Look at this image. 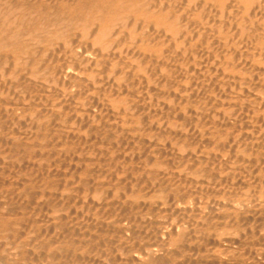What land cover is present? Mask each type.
<instances>
[{
  "label": "bare ground",
  "instance_id": "1",
  "mask_svg": "<svg viewBox=\"0 0 264 264\" xmlns=\"http://www.w3.org/2000/svg\"><path fill=\"white\" fill-rule=\"evenodd\" d=\"M227 236L264 245V0H0V264H239Z\"/></svg>",
  "mask_w": 264,
  "mask_h": 264
},
{
  "label": "rangeland",
  "instance_id": "2",
  "mask_svg": "<svg viewBox=\"0 0 264 264\" xmlns=\"http://www.w3.org/2000/svg\"><path fill=\"white\" fill-rule=\"evenodd\" d=\"M211 56H212V55H210L209 57H211ZM204 59H205V58H204ZM211 60H212V59H211ZM211 60H210V63H211ZM150 91H151L150 93H153V94H150V95H151V98L153 99L152 103L154 102L153 105H155V104H156V100H157V99H156V98H157V94H154V92L156 93V92H158V91H156V87H155V86H154V89L151 88ZM153 91H154V92H153ZM153 95L156 96V97H152ZM146 100H149V99L146 98ZM203 200H204V201H203ZM194 201H195V200H192L191 202L193 203ZM198 201H200V200H198ZM198 201H195L193 204L191 203V205L193 206L194 209L197 208V207H200V205H201L202 208H203V206L205 205V204H204V203H205V199H204V198L201 199V202L197 203ZM194 204H195V205L197 204V205L194 206ZM198 204H199V205H198ZM202 204H203V205H202ZM195 215H196V216H195ZM192 216H193V218L191 219V223H192V224H191V228H192V229L194 228L193 230H195V229H202V228H201L202 225H200V223H201V220L199 219L200 217H198L197 214H192ZM192 216H191V217H192ZM196 217H197L198 219H197ZM195 218H196V219H195ZM195 220H196V221H195ZM198 221H199V222H198ZM196 225H197V226H196ZM197 231H198V230H197ZM198 234H199V232H198V233L196 232V236H197ZM201 234H202V233H201ZM230 237H231V236H230ZM230 237H229V236L226 237V243H227V240L230 239ZM194 238L196 239L197 242H201V241L204 240V239H201L202 237H198V239H197L196 237H194ZM249 238H250V239H249ZM251 238H252L253 240H252ZM236 239H237V238H233V239H232V237H231L230 240H232V241H230V240L228 241L227 244L231 245V246H230V249H231L232 251H229V252H228L229 254H228V255H227V254L225 255L226 258H228V259L230 258V260H231L232 258H234L233 261L231 260V261L234 262V263H236V262H238V261L240 260V261L238 262L239 264H244L245 262H248V261H250V263L248 262L249 264H253L254 262H255L254 264H258V263H260V264H261V263L264 264V245H262V244L259 243L260 246H261V247H260L259 244H258L259 241H257L256 238H255V240H254L253 237H247V238L245 239V240H247V241H245V242L247 243V242L249 241V242H248V245H246V243H243L242 246H239L240 243L238 244V241H239L240 239L238 238L237 241H236ZM230 242H231V243H230ZM253 242H254V244H253ZM252 244H253L254 246H253ZM255 244H257L256 247H255ZM250 245H251V247H249ZM243 246H244V247H243ZM252 246H253L254 248H253ZM257 246H258V247H257ZM231 247H232V248H231ZM245 247H246V249H244ZM237 248H241L240 251H236V254H233V255H232L231 252H232V253H235V250H236ZM250 248H252L253 250H257L258 252H260V253L258 254V252L256 251L257 254H258L259 256H258L257 254H256L257 256H252V255H250V254H249V250H250ZM241 251H242V253H241ZM261 251H262V252H261ZM238 253H241V255L238 254ZM243 253H244V254H243ZM261 254H262L263 256H262ZM230 255H232V257H231ZM236 255H237L238 257H237ZM239 255H240L241 257L245 258V259L243 260V258H240ZM227 256H228V257H227ZM235 256H236V257H235ZM251 256H252V257H255V258H249V257H251ZM260 256H262L263 259H262V257H260ZM235 258H236V260H238V261H236ZM237 258H239V259H237ZM259 258H260V259H259ZM252 259H253V260H252ZM254 259L257 260V261H255ZM258 261H260V262H258ZM257 262H258V263H257ZM248 263H246V264H248ZM81 264H82V263H81ZM188 264H189V263H188ZM191 264H202V263H199V262L197 263V262H193V261H191Z\"/></svg>",
  "mask_w": 264,
  "mask_h": 264
}]
</instances>
